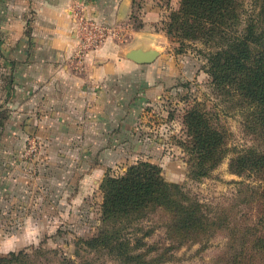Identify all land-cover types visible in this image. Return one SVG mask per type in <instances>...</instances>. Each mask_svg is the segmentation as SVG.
Returning <instances> with one entry per match:
<instances>
[{"label":"rangeland","instance_id":"obj_1","mask_svg":"<svg viewBox=\"0 0 264 264\" xmlns=\"http://www.w3.org/2000/svg\"><path fill=\"white\" fill-rule=\"evenodd\" d=\"M179 2L152 0L150 10L156 12L144 22L147 28L160 32ZM250 2L248 14L253 12ZM139 17L133 20L137 28L145 25ZM169 40V66L178 69L163 98L134 109L133 93L122 94L121 125L113 129L104 120V139L98 144L85 132L87 127L85 137L71 136L81 135L80 120L78 125L51 126L50 118L60 111L17 90L11 69L0 76V256L24 251L30 254L29 264H126L108 250H90L82 239L97 236L102 227L105 177L147 161L160 166L167 181L182 185L211 225L199 240H175L172 246L166 231L169 214L158 208L139 229L126 230L129 238L136 235L145 242L133 252L143 253L149 264H264V248H257L264 245L259 198L263 174L240 175L230 167L241 152L264 149V139L249 126L255 107L241 105L238 97L224 98L194 46L180 53L179 42ZM194 98L206 102L216 125L227 134L226 157L204 177L192 174L180 144L186 138L182 116Z\"/></svg>","mask_w":264,"mask_h":264},{"label":"trees","instance_id":"obj_2","mask_svg":"<svg viewBox=\"0 0 264 264\" xmlns=\"http://www.w3.org/2000/svg\"><path fill=\"white\" fill-rule=\"evenodd\" d=\"M248 1L180 0L179 7L171 10L158 30L179 42L180 53L188 45L194 46L204 60L203 68L215 90L224 98L231 101L238 97L241 105L255 107L249 126L264 139V0H251V14ZM139 16L137 12L132 18L136 21ZM182 122L186 138L180 144L191 172L196 177L207 176L226 157L227 134L216 125L214 114L199 98H194L185 110ZM230 167L240 175L263 174L259 177L264 181V149L241 152L231 159ZM102 188V227L97 236L82 239L90 250H108L126 264H149L143 253L133 252L145 246L143 238L133 235L132 245L126 230L139 229L137 225L158 208L169 214L166 231L172 246L175 240L180 244L199 240L201 234L210 230L211 222L198 208L199 203L192 200L182 185L167 181L157 164L141 161L121 175L108 174ZM259 198L263 224L264 192L260 191ZM260 239L264 242V238ZM29 255L24 251L11 252L0 256V264H29Z\"/></svg>","mask_w":264,"mask_h":264},{"label":"crops","instance_id":"obj_3","mask_svg":"<svg viewBox=\"0 0 264 264\" xmlns=\"http://www.w3.org/2000/svg\"><path fill=\"white\" fill-rule=\"evenodd\" d=\"M151 3L0 0V76L5 77L11 69L17 90L32 93L40 104L49 101L50 108L60 111L50 118L51 126L73 121L78 125L80 120L81 135L71 136L85 137L84 129L90 127L85 132L98 144L104 139V120L113 129L121 125L122 94L133 93L134 109H142L163 98L168 81L178 69L169 66L172 56H166L169 38L162 31L152 32L144 23L156 12L150 10ZM80 8L90 18L114 28L105 41L86 53L80 50L75 18ZM137 12L145 24L140 28L133 25ZM158 36L165 40L158 41ZM135 47H155L160 55L152 63H136L125 56ZM61 111H65L64 116Z\"/></svg>","mask_w":264,"mask_h":264},{"label":"built area","instance_id":"obj_4","mask_svg":"<svg viewBox=\"0 0 264 264\" xmlns=\"http://www.w3.org/2000/svg\"><path fill=\"white\" fill-rule=\"evenodd\" d=\"M75 18L81 53L97 48L114 32V28L90 18L84 9H77Z\"/></svg>","mask_w":264,"mask_h":264},{"label":"water","instance_id":"obj_5","mask_svg":"<svg viewBox=\"0 0 264 264\" xmlns=\"http://www.w3.org/2000/svg\"><path fill=\"white\" fill-rule=\"evenodd\" d=\"M159 55H160V50L155 47H151V48L135 47V48H131L125 53V56L128 59H131L136 63H152L157 59Z\"/></svg>","mask_w":264,"mask_h":264}]
</instances>
